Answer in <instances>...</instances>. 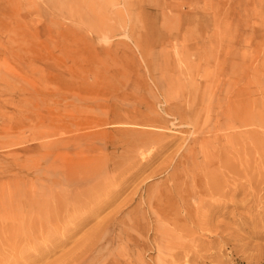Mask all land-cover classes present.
Wrapping results in <instances>:
<instances>
[{
	"label": "rangeland",
	"instance_id": "1",
	"mask_svg": "<svg viewBox=\"0 0 264 264\" xmlns=\"http://www.w3.org/2000/svg\"><path fill=\"white\" fill-rule=\"evenodd\" d=\"M0 241L264 264V0H0Z\"/></svg>",
	"mask_w": 264,
	"mask_h": 264
},
{
	"label": "bare ground",
	"instance_id": "2",
	"mask_svg": "<svg viewBox=\"0 0 264 264\" xmlns=\"http://www.w3.org/2000/svg\"><path fill=\"white\" fill-rule=\"evenodd\" d=\"M246 110H247V109H246ZM234 111H235V110H234ZM248 111H249V110H248ZM245 112H246V111H245ZM241 115H242V114H241ZM245 115H246V114H245ZM247 115L249 116V113H248ZM247 115H246V116H247ZM250 116H251V115H250ZM250 116H249V117H250ZM252 116H254V115H252ZM249 117H247V118H249ZM245 118H246V117H245ZM238 119H239V117H238ZM250 119H252V118H250ZM251 121H252V120H251ZM246 122H247V121H246ZM247 123H248V122H247ZM250 130H251V129H250ZM250 133H251V132H250ZM224 152H226V151H224ZM223 159H224V158H223ZM218 160H220V159H218ZM236 163H238V162H236ZM219 165H220V163H219ZM223 165H224V164H223ZM225 167H226V166H225ZM207 179H208V178H207ZM227 179H228V177H227ZM220 180H221V179H220ZM224 180H225V179H224ZM206 181H207V180H206ZM209 182H210V181H209ZM214 182H215V181H214ZM230 182H231V181H230ZM207 183H208V182H207ZM215 183H216V182H215ZM217 183H218V182H217ZM228 183H229V181H228ZM221 184H222V183H221ZM215 185H216V184H215ZM223 185H225V184H223ZM220 186H222V185H220ZM226 186H227V185H226ZM229 186H230V185H229ZM222 187H223V186H222ZM217 188H218V187H217ZM217 188H216V189H217ZM231 188H232V187H231ZM206 189H207V188H206ZM232 189H233V188H232ZM238 190H239V188H238ZM238 190H237V191H238ZM210 191H211V190H210ZM229 191H230V190H229ZM232 191H233V192H229L228 194H230V193L233 194L235 190H232ZM213 192H214V191H213ZM219 192H220V191H219ZM221 193H222V192H221ZM226 193H227V192H226ZM235 193H236V192H235ZM235 193H234V194H235ZM210 194H211V193H210ZM212 194H213V193H212ZM223 194H224L225 196H223ZM223 194H222V196H223V197H226V194L224 193V190H223ZM228 194H227V195H228ZM217 195H218V194H216V196H217ZM204 196H205V195H204ZM212 196H213V195H212ZM213 198H214V197H213ZM228 198H229V196H228ZM214 199H215V198H214ZM219 199H220V198H219ZM219 199H218V200H219ZM230 200H231V197H230ZM241 200H242V199H241ZM216 201H217V199H216ZM216 201L213 202V203L216 204ZM222 201H223V200H222ZM224 201H226V199H225ZM231 201H232V200H231ZM207 202H208V201H207ZM236 202H237V201H236ZM240 202H241V201H240ZM213 203H212V205H213ZM227 203H228V202L226 201V204H227ZM230 203H231V202H230ZM230 203H229V204H230ZM233 203H234V202H233ZM244 203H245V202H244ZM35 204H36V203H35ZM223 204H224V203H223ZM223 204H222V206H224ZM231 204H232V203H231ZM242 204H243V201H242ZM242 204H240V205H242ZM208 206H209V205H208ZM210 206H211V205H210ZM237 206H239V205H237ZM32 207H33V206H32ZM235 207H236V206H235ZM83 209H84V208H83ZM32 214H33V213H32ZM198 216H199L198 219H200V217H202V216H200L199 214H198ZM205 217H207V215H206ZM205 217H203V218H205ZM203 218H202V219H203ZM209 218H210V216H209ZM207 219H208V218H206V220H207ZM199 221H200V220H199ZM199 221H197V222H199ZM29 223H30V222H29ZM30 224H31V223H30ZM199 224H200V223H199ZM210 228H211V227H210ZM204 229H206V228H204ZM214 229H215V228H214ZM26 230H27V229H26ZM208 230H209V228H208ZM215 230H216V229H215ZM210 231H211V230H210ZM0 242H1V241H0ZM36 242H37V241H36ZM1 243H2V242H1ZM1 243H0V244H1ZM10 243H11V242H10ZM2 245H3V243H2ZM26 249H27V248H26ZM24 250H25V249H24ZM24 250H23V251H24ZM28 250H29V249H28ZM25 252H26V251H25ZM24 254H25V253H24ZM28 254H29V252H28ZM26 255H27V252H26ZM23 257H24V256H23ZM71 262H72V261H71Z\"/></svg>",
	"mask_w": 264,
	"mask_h": 264
}]
</instances>
